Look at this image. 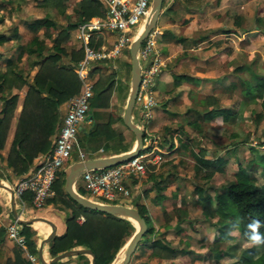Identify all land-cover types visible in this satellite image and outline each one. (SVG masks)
<instances>
[{
    "label": "rangeland",
    "instance_id": "obj_1",
    "mask_svg": "<svg viewBox=\"0 0 264 264\" xmlns=\"http://www.w3.org/2000/svg\"><path fill=\"white\" fill-rule=\"evenodd\" d=\"M59 2H61L62 5H54L52 3L45 4V2L42 3L41 0H11L8 4L0 3L3 5L0 6V10L2 7L4 9V18L3 22L0 24V31H4L15 36L16 34L13 30L15 27L17 28V37L13 40H9L6 43H2L0 48L3 49L5 53H9V55L14 56L12 57V59L15 61L14 67L18 71L20 70L23 72V75H25L27 78L28 84L32 82L39 65L42 62V58L37 55L27 56L26 53L23 54V58L15 57L17 56L18 45L20 43H27L36 32H32L30 29L26 28L24 21H26V19H31L35 15L41 14L42 12L44 15H49L55 20H59L61 18L64 19L66 17L65 14L67 9L75 6V4L73 5L74 1L69 3V0H60ZM192 2L196 3V5H201L203 7L201 9L203 10L200 13L196 12L195 16H190V28L186 27L185 31L187 28V31H201L203 27H208L207 29L203 30V32H206V30L216 27V36H214L215 38L213 39L216 40V44L213 43L211 46H209L208 43H206L208 47L205 48L208 49L211 47V50L216 51V68L214 65H210L211 70L216 69V91L211 90V87L209 86L203 85L202 87H197L186 81H180L178 83L173 81L172 84V81H170V84L166 86L167 91L165 94L163 93V96L159 97L158 90L156 98V80L161 74V67L164 65V59L159 55L160 59H162V64L155 74L156 80L152 86L153 94L157 104V101L158 103H163L165 95L169 93L170 98L167 99V102L165 101V103L167 104L170 102L173 105L167 116L170 123V125L166 127L167 130L165 129L163 131L162 128L159 127L160 125L152 128L150 126L148 133L151 134L155 131L158 132L157 134H159V139H157V142H165L168 144V141L172 139V141L177 144L178 141V147L171 151H178V153L172 158L169 156L171 152L164 155L160 165L162 167L168 165L170 170L175 169L176 172H181V181L177 183V179L173 178L174 181L171 182L173 185H179L177 186V191L180 190L184 192L185 199L183 202H178L176 205H173L174 207L170 213L171 216L169 220H167L165 217L166 215H163L162 213H160L159 216L156 213L157 218L154 219V213L152 214V223L156 229L160 228L162 224L166 225V223H168L166 225L167 227H172L174 230H176L174 227L175 224L173 223H176L178 219H181V217H186L187 220L182 223L183 228L178 230V232L176 231V233L172 231V235H175V237L172 236L173 238L171 241L173 242L176 240L174 244H185L186 235H190V238H188L190 239L189 247H191V251L188 253V255H181L180 260L185 264H229V262L237 259L246 247L253 245L254 241L244 239L239 233L238 228L234 230L229 228L225 229L226 232L229 231L233 238L219 237L217 231L215 236V228L211 222L213 219L210 220L206 218L204 214L200 213V210H197L196 200L198 195L196 192V186H202L203 189L211 194V196H214L219 191H222V189L228 185L230 181H232L234 173L238 169L237 163L239 161L243 166H247L249 168V164L251 162L250 160L253 158L258 159L261 157L260 153H264V143L261 144L264 142V110L261 106V99L257 97L255 99H246L248 97L244 96L242 91V79L245 76H249L244 70L245 66L251 65L256 71L264 72V0H222L220 2L221 5L225 4L226 7L235 6L237 8V10H235V7L231 8L233 10L229 11V13L219 11L217 8L221 5L218 6L219 0H216V14L212 10L215 6L213 3L214 0H193ZM175 4L176 0H163L160 12L162 16L166 17L169 14L179 16L181 13H184L182 11L184 9H179L176 11V13H172L171 10L174 8ZM79 9V4H77L75 7V10L78 13L77 18L71 17L72 20H68V23L74 26L71 27L67 39L61 41V46H63L67 52H70L73 49L78 50L82 48L78 45L76 36L78 23L81 21ZM212 14L215 15V18H211ZM70 15L72 14L70 13ZM257 15H261L263 22L259 23V28L257 30H252L258 24V20H255ZM239 17L242 18L240 23L238 22ZM67 19L68 18H66V20ZM160 27L161 24L159 26L157 20L156 25L153 27L154 30H158L157 37L161 31ZM135 29L136 28H134V30L131 32L134 37L139 32L137 31L136 34H133ZM39 33V35L47 42V47L54 45V39L58 32L53 29L49 31H46L45 29L44 32L41 30ZM171 50L172 53L179 51V55L176 54V60L170 64V67H174L176 65V69L193 71L192 66L187 65V59L181 58L184 55L188 56V54L192 52L191 50H185L183 52L178 50L177 46L171 47ZM51 51V49L45 48L43 52L47 54ZM64 57L66 56L61 58L60 63L69 61H66ZM36 59L38 61L37 63L34 62ZM196 61L197 60H192V65ZM77 62H74V69ZM128 62L131 63L129 46L123 48L121 55L109 58L106 60V62L101 63L100 68L96 70L93 75H90V80L93 81V93L94 84L96 83L98 77H101L102 74H113L115 77V86L112 87L109 105L107 107H103L101 110L98 107H93L91 109L92 113H97L94 115V117L92 113L88 114L87 119L83 122V131H85V133L83 131L78 133L76 150L74 151L72 159L61 167V172H64V169L74 161L81 159L78 156V148L85 152V159L92 158L91 156H107L109 152L113 151V148H116L114 146L117 145L118 142L114 143V141H109L108 143L103 142L101 139H87L86 133L92 129H95L96 125L99 123H106L110 117H112V115L116 118V114L122 111L123 106L126 104L128 99L131 87V67L128 65ZM199 62L203 63L206 61L200 60ZM169 63L167 66H169ZM0 67L2 69H6L5 59L0 60ZM198 71L199 70H194V72ZM27 85H24L21 89L13 87L11 90H7V93H4L5 96H10L12 93H17L18 99L14 113L17 107L20 105L22 106L24 95L28 89V87H26ZM212 91L216 93L217 105L229 106L234 111H237L234 118L224 120L221 116H218L215 120L216 123L213 122L215 124L210 125L207 123V121H204L200 118L199 115L203 109L206 108V104L204 100H202V97H205L208 94H214ZM42 94L46 95V92H42ZM70 99L65 101L66 104ZM61 105H59V112L61 115L60 124L64 115V108ZM162 105L163 104L160 106ZM258 113H261V116H256ZM195 118H197L196 121L193 120ZM133 120L143 129V131H145L146 135L144 142L146 144L148 121L142 119L139 112V106L137 104L133 108ZM121 123L120 121L115 120L111 123V126L113 129H117L119 133L123 132L122 134H124V130L127 131L130 138L135 142L136 139L134 132L125 126L123 120H121ZM201 124H203V126L200 127ZM184 132H186V135L191 136L190 141L186 142V147L182 146L180 143L181 141H186ZM199 135H202L201 137L203 138H201ZM211 135H213V138L208 139L211 138ZM199 147L205 148L206 150L208 149V151L210 150V152L205 154L207 157H216L218 155L227 154L228 162L224 171H216V173L211 178H205V170L197 169L196 157L194 156L196 153H201ZM43 153L39 154L38 156L40 157ZM4 159L6 161V157H4ZM260 169L261 168L259 166L254 165L251 168V175L254 176V179L258 183L263 182ZM131 179H133V181H139L141 179H145V176H134ZM77 181L86 191V194L83 195L93 200L110 203H129L126 200V196L115 200H108L104 197L98 196L86 188L81 177H79ZM78 182L75 183L76 189ZM8 183L11 185L10 182ZM127 187L131 193L130 187ZM3 191L6 192V189H3ZM171 198L176 199L175 196ZM59 205L62 204L59 203ZM61 207L67 208L63 205ZM133 208L137 209V207ZM179 215L181 216L180 218ZM157 233L158 231L153 233V237L158 236ZM131 236L127 237L125 240L126 242L123 244L121 250L117 254V259L123 255L127 242ZM147 237H150V235ZM215 237L216 241H214ZM2 238H5V235H2ZM145 238L146 236L142 237L143 240ZM144 246L145 245L142 242L140 247L135 252L133 259L130 260L129 264H142L143 262H145V264H169V260L163 261L162 259L155 257L152 253H148V250ZM14 247L15 246H13V249ZM216 250H229L233 253V257L224 256L218 260L214 257ZM74 257L75 259L76 257L78 258L79 254L74 255Z\"/></svg>",
    "mask_w": 264,
    "mask_h": 264
},
{
    "label": "trees",
    "instance_id": "obj_2",
    "mask_svg": "<svg viewBox=\"0 0 264 264\" xmlns=\"http://www.w3.org/2000/svg\"><path fill=\"white\" fill-rule=\"evenodd\" d=\"M79 8L80 22L96 15L104 16L106 13L105 5L101 0H80ZM53 24L55 22L48 17L35 18L30 23V27L36 31L40 26L49 27ZM72 26L74 25L68 23L59 29L54 39V45L50 47H47L46 41L37 34L26 44L19 45V57L23 52H27L29 55L35 54L42 58V62L30 84H28L23 72L15 69L14 59H7L5 70L0 68V92H3L4 89L11 90L13 87L21 89L25 84H28L6 156V166L15 175L28 173L34 158L40 153H46L52 149V136L59 130V125H61L59 105L80 90L81 80L73 66L74 62L83 57V49H73L67 52L61 46V41L67 39ZM13 31L17 33V28L15 27ZM46 31H48L47 28ZM10 38L9 34L0 32V43ZM102 42V39L98 38L95 46L100 45ZM91 44H94V37H91ZM45 48L52 51L45 54L43 52ZM63 56L68 57L69 61L60 63ZM34 62L37 63V59ZM100 65L101 63L95 64L89 70L88 76L93 75L100 68ZM128 65L131 67L130 62H128ZM248 69H252L250 65H248ZM186 77L189 76L186 74H175L174 82L178 83L179 80ZM114 86L115 77L113 74H102L101 77H98L94 84V93L90 100L88 114L92 113L91 109L93 107L103 108L109 105L111 90ZM242 91L244 96L248 97L246 99L260 98L261 106L264 110V73L254 70L251 78L244 77L242 79ZM42 92H46V95L42 94ZM17 99V93H12L10 96H5L3 93L0 95L2 102L0 106V148L5 146ZM204 102L206 108L199 115L202 120H211L217 116H222L224 120H228L234 118L237 113L229 106L215 105L216 97L214 95L208 94L204 98ZM96 113H92L93 117ZM256 116H261V113ZM120 119L123 120L121 115ZM115 120L116 118L112 115L106 123L96 125L95 129L86 133L87 139H101L103 142L108 143L109 141H114V143L121 141L123 134L117 132L111 126V123ZM196 120L197 118L194 119V121ZM81 131H83V127ZM83 132L85 133V131ZM145 134L144 131V136ZM199 150L201 151L200 155H195L197 169L205 170V178H211L216 171H224L228 162L227 154L211 158L205 155V148L199 147ZM260 154V158L250 160L249 168L243 166L239 161L237 163L238 169L235 171L232 181L216 195L211 196L202 186H196L198 195L196 200L197 210H200V213L204 214L206 218L213 219L211 222L215 230L227 236L228 233H226L225 229L234 230L238 228L239 233L246 240L254 241L253 236L260 237L259 242L254 241L253 245L246 247L240 256L229 264H264V153L261 152ZM151 164L148 163L147 166L149 167ZM253 165L261 168L262 183H258L254 176L251 175ZM64 182V172H60L53 184L55 194L46 202L60 203L70 210L65 219V231L61 234H55L49 242L51 256L53 257L70 248L88 247L96 255V264H110L126 242L127 237L134 233V224L127 218L82 206L65 191ZM161 189L162 187L159 186V190ZM77 191L81 194H86L79 182L77 183ZM24 197L31 201V192H26ZM137 209L146 219L148 225L147 230L143 234L146 238L144 240L141 238L140 242L150 248L151 253L155 256L160 258L174 257L177 254V247L164 236L165 231H161L160 236L152 237L156 229L147 207L138 205ZM80 216H84V220L81 222L79 220ZM166 216V219L169 220L170 216L167 214ZM182 220H184V217H181L176 222L175 226L178 230L182 229L180 225ZM4 233L5 229L0 227V237ZM22 233L26 237L29 250L36 253L37 248L32 238L34 231L29 224H23ZM149 235L150 237H147ZM140 242L138 245L141 244ZM188 242H190V239ZM13 251L14 257L8 258L4 263L0 264H28V260L25 255H22V250L19 247H14ZM226 254L222 250L216 253L218 258H222ZM79 256H85V254L82 253ZM171 264L183 263L180 260H176L172 261Z\"/></svg>",
    "mask_w": 264,
    "mask_h": 264
},
{
    "label": "crops",
    "instance_id": "obj_3",
    "mask_svg": "<svg viewBox=\"0 0 264 264\" xmlns=\"http://www.w3.org/2000/svg\"><path fill=\"white\" fill-rule=\"evenodd\" d=\"M10 1L11 0H0V3L8 4ZM24 1H26V0H24ZM71 1H74L73 5L75 4V6L72 5L73 7L67 9L66 14H65L66 17L64 19L61 18L59 20H55L53 17L46 15V14L44 15L42 12L41 14L35 15L31 19H26V21H24L25 27L30 29L32 32H34L35 30L30 27V23L32 22V20L35 18L48 17V18L52 19L55 22V24H53L49 27H46L44 25L40 26L36 30L35 34L39 35L40 34L39 32L41 30H43V32H44L46 28L48 31L53 29L56 32H58L61 27L65 26L66 23H68V20H72L71 17L77 18L78 13L75 10V7L77 6V4H79L78 2L80 0H69V3ZM192 1L193 0H176V4H175L174 8L171 10V12L176 13V11H178L179 9H184V10H182L184 13H181L179 16H175L174 14H169L168 16L164 17V16H162L161 13L159 15L158 25L160 26V24H161V27H160L161 31H160L159 36L157 37V43H156L155 47H156V50H157L158 54L160 55V57L164 59V61H163L164 65L161 67V70H160L161 74L156 80L157 81L156 82L157 84L155 87L156 98H157L158 90H159V97L160 96L162 97L163 93L165 94V92L167 91L166 86L168 84H170V81H172V84H173L175 74H186L189 76L186 78H182L181 80H179V82L180 81L181 82L186 81V82H189L192 85H195L197 87H202L203 85L209 86V87H211V90L216 91L215 90V87H216V69H213V70L210 69V65H214L216 68V51L211 50V47H209L208 49H205L206 47H208L206 45V43H208L209 46H211L213 43L216 44V40H213L215 38L214 36H216V27H214L213 29H210V30H206V32H203V30L207 29L208 27H203V29L199 28V29H201V31H199V30L187 31L188 28L185 31V28L189 27L190 16H195L196 12L200 13L203 10V9H201V8H203L201 5H199V4L196 5V3H193ZM221 1L222 0H219L218 6L221 5V3H220ZM41 2L42 3L45 2V4L52 3L54 5H60V4L62 5V3L59 2L58 0H46V1L41 0ZM213 3L215 6L213 7L212 10L216 14V0H214ZM2 4H0V6H3ZM234 7L235 6L226 7V5L223 4L220 7H218L217 9L221 12H226V13L228 12L229 13V11L233 10L231 8H234ZM235 10H237V8ZM3 12H4V9L2 7V9L0 10V24L3 22V18H4ZM160 12H161V10H160ZM70 13L72 15H70ZM257 16H256L255 20H258V24L252 30H257L259 28V23L263 22V18L261 17V15H257ZM212 17L215 18V15L212 14L211 18ZM66 18H68V19L66 20ZM241 20H242V18L239 17L238 22L240 23ZM70 22H73V21H70ZM0 32H4V31H0ZM5 33H7V32H5ZM7 34H9V33H7ZM15 34L17 35V33H15ZM9 35L11 36V38L9 40H13L17 37L16 35L15 36L11 35V34H9ZM100 38L102 39V41L104 43L109 44L110 42H112L116 39V34H114L112 32L103 31L101 33ZM9 40H7L3 43L8 42ZM77 40H78V45L80 46L81 42L78 38H77ZM1 44L2 43H0V45ZM21 44H26V43H20L19 45H21ZM19 45L17 47L18 51H17V56H15L16 58L19 57L18 56L19 48H20ZM176 46H177L178 50L183 51V52L185 50H189V51L191 50L192 51V52H190V54H188V56L184 55L181 58L187 59V65L192 66L193 71L192 70L184 71L182 69H176V65L174 67H170V64L172 62H175L176 56L179 55V51L172 53L171 47H176ZM25 53L27 56L29 55L27 52H23L19 58H23V54H25ZM31 55L32 54H30L29 56H31ZM32 56H35V54H33ZM200 56H202V57H200ZM12 57H14V56L9 55V53L8 54L5 53L3 51V49L0 48V60L5 59V64L7 63V59L8 58L12 59ZM64 59L67 61L68 57H64ZM192 60H197V61L192 65ZM200 60H203L206 62L201 63V62H199ZM209 61H211V62H209ZM168 63H169V66H167ZM250 67L252 69H248V65L244 67V70L249 75V76H245V78H251L252 71L255 70L251 65H250ZM174 68H175V70H174ZM2 70H5V69H2ZM194 70H199V71L194 72ZM256 72H260V71H256ZM260 73L263 74L264 72H260ZM25 85H27V84H25ZM26 87H28V85ZM7 90L8 89H4L3 92H0V95L2 93L3 94L7 93ZM213 93L214 94H211V95H214L216 97V93L215 92H213ZM168 95H169V97H168ZM205 97H202V100H204ZM169 98H170V94L168 93L167 95H165L163 103H158V101H157V104L152 108V116H151V118H149L147 120L148 121V131L147 132H149L150 126L152 128L155 126L157 127L159 125H160L159 127L162 128L163 131L165 129L167 130L166 127L170 125L167 116H168V114L171 110V107L173 105L170 102L169 103L171 105L169 103H167V104L165 103V101L167 102V99H169ZM1 103L2 102L0 100V106H1ZM161 104H163V105L160 106ZM125 105L123 106L122 111L120 113L116 114V120L120 121V123H121L120 115L123 117ZM215 105H216V103H215ZM61 106L64 108V111H65L66 102H64ZM61 106H60V108H61ZM20 109H21V105L19 107H17V109L14 113V116H13V119H12V122L10 125V129H9V133H8V136L6 139L5 146L3 148H0V153H1V156H0L1 177H0V179H1L2 183H5L7 185H10L8 183V182H10L11 183L10 186H12L20 177L23 176V175L13 174L11 169L6 166V161L4 159V157L7 156V152L9 150V147H10V144H11V141L13 138V134H14L15 126H16V122H17V117L19 115ZM101 109L102 108H100V110ZM217 117H214L211 120H204V121H207V123L209 125L215 124L216 123L215 120ZM132 119H133V113H132ZM213 122H215V123H213ZM123 123H124V121H123ZM201 126H203V124H201L200 127ZM124 128H127V127H124ZM146 128H147V126H146ZM116 131H118V130L116 129ZM157 133L158 132H156V131L154 133H151L156 138V140L159 139L158 138L159 134H157ZM212 134H213V132H212ZM184 135H185L186 141H181L180 143L182 146L186 147L187 146L186 142L190 141L191 136L186 135V132H184ZM123 136H124L123 139L121 141H118L117 145L114 146L116 148H113V151L109 152L110 155L127 152L134 146L135 142H134V140H132L130 138L127 131L124 130ZM52 138H53V136H52ZM201 138H203V137H201ZM212 138H213V135H211V138H208V139H212ZM53 140H54V138H53ZM178 145H179L178 141H177V144H175L172 141V139H170L168 141V144H166L165 142L164 143L158 142V147L164 152V155L173 151L176 147H178ZM124 149H126V150H124ZM192 152H193V150H192ZM208 152H210V150L208 151V149H207L206 154ZM177 153H178V151L171 152L169 154V156L172 158ZM211 158H214V157H211ZM38 159H39V156H36L34 158L30 169L33 168L37 164ZM160 164L161 163H159L157 165L151 164V166H149V167L147 166L146 173L143 175L137 176V177L145 176V179H143V180L141 179L139 181L138 180L133 181V179H131L132 178L131 177L130 180H128L126 182V186H129L131 189L130 195L126 196L127 197L126 200L129 203H120V204L128 205L131 207L132 206L137 207L138 205H145L148 209V213H149L151 219H153L152 214H154V213H155L154 219L157 218V215L159 216L160 213H162L163 215L167 214V215L171 216L170 213L174 207L173 205L174 204L176 205V203H178V202H183V200L185 199L184 198L185 197L184 192H182L180 190L177 191V189H178L177 186H179V185L178 184L173 185L171 182V181H174L173 178L177 179V181H176L177 183L180 182L181 181V179H180L181 178V176H180L181 172H179V171L176 172L175 169L170 170L168 165L162 167ZM195 172H196V169H195ZM173 183H175V182H173ZM159 186L162 187L161 190H159ZM0 188L6 189L5 187H2L1 185H0ZM3 189H0V227H3L5 229L6 225L9 224L11 221L15 220L16 218L14 216L13 205L11 202V194L8 191V189H6V192L3 191ZM173 196H175L176 199H172L171 197H173ZM28 203H29L28 208L23 213L20 214V217H19L20 219H29L32 217H39V216L44 217V218L52 221L55 224V226H56L55 234H61L65 231V229H66L65 219H66V216L70 212L69 209H67L65 207L63 208V207H61L62 205L55 204L53 202L46 203L43 207H41L42 209L33 208L30 204V200H28ZM14 208H15L17 213H20V207L18 204V200L15 198V196H14ZM32 212H34V213H32ZM181 212H183V211H181ZM156 213H157V215H156ZM165 217H167V216H165ZM185 220H187L186 217H184V220H182V222L180 223L181 228H183L182 223ZM173 224L176 225V223H173ZM29 225H30V228L34 231L32 238L34 239L35 245L37 248V252L35 254L38 255V259H39V248L41 247L42 242L46 239V237L52 231L53 228L49 222H46L43 220H36V221L30 223ZM163 225L164 224H162V226H160V228H158V229L155 228L156 231H158V233H157L158 236L161 235V231H165L164 236L167 239L171 240L173 237H175V235L174 236L172 235V231L174 233H176V231L178 232L177 227L174 225L176 230H174L172 227H168L166 229L165 225L164 226ZM214 231H215V236H216V231H217V233L219 234V237L233 238L232 235L229 233V231L226 232V233H228L229 236L228 235L224 236V234L222 232H219L218 230H214ZM179 232H182V231H179ZM4 235H5V238H2V236L0 237V263H4L8 258L14 257V253H13L12 249H13V246H15V245L9 238H7L6 232L4 233ZM152 237H153V235H152ZM188 237L190 238V235H186L185 244H183V243L181 245L176 244V243L174 244V242H176V240L173 241V244L177 247V254L174 257H172V258H160L158 256H155V255L154 256L162 259L163 261L169 260V264H171L172 261L180 260L181 255H188V253L191 251V247H189L190 242H188V240H189ZM219 237H218V239H219ZM214 239H215L214 241H216V237ZM49 242H45L42 245V254H43L44 260L46 262L52 258L51 254L49 252ZM139 247H140V245H137L135 251L133 252V254L131 256V259H133V256ZM144 247L148 250V253H151L150 248H147L146 246H144ZM121 248H120V250H121ZM187 250H189V251H187ZM219 251H221V250H216V253ZM222 251H225V253H227L224 256L233 257L232 256L233 253L231 251H229V250H222ZM83 254H85V256H79L78 258L76 257V259L74 256L65 257V258L61 259L60 261L55 262L54 264H91V258H92L91 255L88 253H83ZM22 255L24 256V253H22ZM214 257L217 258L218 260L221 259V258H218L215 253H214ZM197 258H200V257H197ZM231 262H229V263H231ZM40 263L41 262L39 260V264ZM182 263H184V262H182ZM142 264H145V262H143Z\"/></svg>",
    "mask_w": 264,
    "mask_h": 264
},
{
    "label": "built area",
    "instance_id": "obj_4",
    "mask_svg": "<svg viewBox=\"0 0 264 264\" xmlns=\"http://www.w3.org/2000/svg\"><path fill=\"white\" fill-rule=\"evenodd\" d=\"M101 1L106 8L105 15H96L82 21L76 29V36L83 49V57L75 66L81 88L66 104L60 128L54 135L53 147L43 153L37 164L11 186L20 207L18 217L29 205L24 197L26 192H31L30 204L33 208H41L46 204L55 194L53 184L61 167L72 159L78 133L87 119L93 96V81L88 76L89 70L97 63H104L109 58L121 55L123 48L130 46L135 38L131 32L136 28L133 33L136 34L139 25H144L151 9V0ZM103 31L116 34V39L109 44L102 42L95 46ZM157 35L158 30L152 29L138 50L141 80L135 105L139 106L141 117L145 120L152 116V108L156 104L152 86L156 80L155 74L162 64L155 47ZM91 37H94L93 45ZM77 152L81 159L85 158L84 151L78 148ZM163 156L164 152L158 147L156 138L147 132V143L143 141V148L137 155L112 166L86 170L80 177L92 193L108 200L119 199L129 195L126 182L131 177L145 174L147 164L157 165L163 160ZM79 219L83 221L84 217L80 216ZM22 228L23 223L15 219L6 225V236L23 251L28 264H39L38 255L29 250Z\"/></svg>",
    "mask_w": 264,
    "mask_h": 264
},
{
    "label": "water",
    "instance_id": "obj_5",
    "mask_svg": "<svg viewBox=\"0 0 264 264\" xmlns=\"http://www.w3.org/2000/svg\"><path fill=\"white\" fill-rule=\"evenodd\" d=\"M163 0H151V9L150 13L144 23V28L142 31L131 41L129 46V51L131 55V87L130 92L128 95V99L125 105L124 113H123V121L124 124L130 128L135 134V144L134 146L127 152L119 153V154H111L107 156H98L86 159H79L74 161L70 164L64 171V189L65 191L79 204L86 208H91L95 210H100L105 213H109L115 216H120L123 218L130 219L136 222L134 224L136 229L132 236L129 238L126 248L124 250L123 255L117 259V255L115 256L114 260L111 264H128L133 252L135 251L138 243L140 242L143 234L148 228L146 219L140 214L139 210L133 208L128 205L120 204V203H110V202H100L93 200L77 191L75 188V183L77 182L78 178L81 174L89 169H96L102 167L112 166L118 163H121L132 156L137 155L140 150L143 148V141H144V131L143 129L132 119L133 108L135 106V99L137 96L141 74H140V62L138 57V50L143 42V40L147 37L153 27L156 25V22L160 15V10L162 7ZM0 185L8 189L11 194V202L13 205L14 216L18 222L23 224H30L36 220H43L49 222L52 226V231L48 234L46 239L42 242V245L45 242H49L52 237L55 235L56 226L55 224L44 218V217H32L29 219H20L18 217V213L14 208V192L10 185L2 183L0 179ZM42 245L39 248V260L42 264H51L61 259L69 256H74L77 254L88 253L91 255V264H96L95 262V253L92 249L88 247H75L67 249L63 252L58 253L57 255L53 256L49 261H45L43 254H42Z\"/></svg>",
    "mask_w": 264,
    "mask_h": 264
},
{
    "label": "bare ground",
    "instance_id": "obj_6",
    "mask_svg": "<svg viewBox=\"0 0 264 264\" xmlns=\"http://www.w3.org/2000/svg\"><path fill=\"white\" fill-rule=\"evenodd\" d=\"M139 28H140V29H139ZM139 28H138V29H139V30H138L139 32L137 33V35L142 31V29L144 28V25H139ZM137 35H136V36H137ZM136 36H135V37H136ZM129 220H130V219H129ZM133 222H134V224H136L135 221H133Z\"/></svg>",
    "mask_w": 264,
    "mask_h": 264
},
{
    "label": "clouds",
    "instance_id": "obj_7",
    "mask_svg": "<svg viewBox=\"0 0 264 264\" xmlns=\"http://www.w3.org/2000/svg\"><path fill=\"white\" fill-rule=\"evenodd\" d=\"M253 240L259 242L260 237L259 236H253Z\"/></svg>",
    "mask_w": 264,
    "mask_h": 264
}]
</instances>
